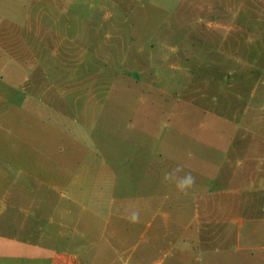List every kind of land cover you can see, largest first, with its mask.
<instances>
[{
	"label": "rangeland",
	"instance_id": "rangeland-1",
	"mask_svg": "<svg viewBox=\"0 0 264 264\" xmlns=\"http://www.w3.org/2000/svg\"><path fill=\"white\" fill-rule=\"evenodd\" d=\"M86 1L55 7L72 27L61 37L0 36V70L17 58L39 62L32 77L60 85L38 92L71 94L64 104L80 110L88 152L101 156L88 170L102 178L87 188L125 195L144 183L165 192L167 206L198 205L200 227L209 224L200 238L213 249L198 246L201 264H226L236 247H226L235 232L226 223L242 222L244 234L264 227V0ZM31 48L39 53L24 52ZM177 165L183 171L165 181ZM188 172L196 183L184 196L175 184ZM242 245L238 255L264 264V229ZM7 250L0 246V264L13 263Z\"/></svg>",
	"mask_w": 264,
	"mask_h": 264
},
{
	"label": "crops",
	"instance_id": "crops-1",
	"mask_svg": "<svg viewBox=\"0 0 264 264\" xmlns=\"http://www.w3.org/2000/svg\"><path fill=\"white\" fill-rule=\"evenodd\" d=\"M86 5V0H0V36L8 37L15 29L27 31V37H61L72 27L70 19L55 17V7ZM75 19L81 21L80 16ZM24 52L36 54L39 49ZM0 53H6L1 45ZM17 59L12 68L4 64L0 70V246L9 248L4 260L12 264H201L198 246L207 253L213 249L208 247V237L200 238V230L208 232L209 224L200 227L198 205L167 206L169 196L152 193L144 183L125 195L87 188L88 181L102 178L96 169L88 170L89 160L97 162L101 156L97 159L92 150L88 152L86 132L79 126L80 110L71 113L64 104L69 92H52V88L38 92L36 87L45 82L49 87L60 83L33 78L39 62L23 64ZM24 70H31V77H23ZM63 84L71 81L64 79ZM74 84L86 85V80ZM135 213L140 214V222L133 224L127 217ZM226 226L235 231L226 237V247L230 242L236 245L233 254H226V264L256 262L252 253H238L247 237L260 236L264 227L244 234L242 222Z\"/></svg>",
	"mask_w": 264,
	"mask_h": 264
},
{
	"label": "clouds",
	"instance_id": "clouds-1",
	"mask_svg": "<svg viewBox=\"0 0 264 264\" xmlns=\"http://www.w3.org/2000/svg\"><path fill=\"white\" fill-rule=\"evenodd\" d=\"M182 171H183V167L180 166V165H177V167H175L171 171L166 172L164 174L163 179L165 181L170 182L173 173H175V172H182ZM195 183H196V178L191 174V172H188V173L184 174V176L182 177V179H180L175 184V188H176V191L179 194H182L184 196H187L189 194V190L192 189V188H194ZM127 218L133 224L140 222V214L139 213H135L132 216L127 217Z\"/></svg>",
	"mask_w": 264,
	"mask_h": 264
}]
</instances>
